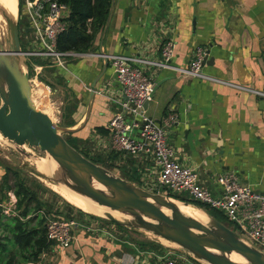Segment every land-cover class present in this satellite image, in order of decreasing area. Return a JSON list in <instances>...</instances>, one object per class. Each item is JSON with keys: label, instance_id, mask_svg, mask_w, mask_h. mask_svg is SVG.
I'll return each instance as SVG.
<instances>
[{"label": "crops", "instance_id": "obj_1", "mask_svg": "<svg viewBox=\"0 0 264 264\" xmlns=\"http://www.w3.org/2000/svg\"><path fill=\"white\" fill-rule=\"evenodd\" d=\"M100 34L96 51L87 53L158 58L162 43L172 39L173 66L187 67L194 48L200 46L208 52L203 66L206 74L264 91V0H114L101 51ZM104 61L90 55L68 59L66 68L55 63L50 67L62 73L81 105L83 100L88 104L91 84ZM147 73L154 86L159 85L148 101L146 114L153 119L170 111L178 114V123L167 135L177 161L195 168L201 182L216 195L219 190L214 178L226 171H236L242 183L264 192V98L234 86L184 77L170 69H147ZM112 87L114 76L107 64L79 133L87 134L98 126L107 128L115 107L103 92ZM74 119L78 122L77 113ZM96 135L109 143V133ZM129 162L127 166L138 171L141 181L158 188L149 158L133 157ZM112 232L98 226L91 231L80 227L69 246L52 245L38 263L25 262L17 246L7 243L0 264H6L12 254L13 264H155L149 254L152 250L126 244Z\"/></svg>", "mask_w": 264, "mask_h": 264}, {"label": "built area", "instance_id": "obj_2", "mask_svg": "<svg viewBox=\"0 0 264 264\" xmlns=\"http://www.w3.org/2000/svg\"><path fill=\"white\" fill-rule=\"evenodd\" d=\"M25 6L36 42V47L24 50L25 56L51 57L52 62L60 68H66L68 59L90 55L107 61L114 76L115 87L104 91L103 94L107 95L115 110L107 123L110 138L106 148L132 157L149 158L153 162L159 187L173 194H187L189 198L221 212L233 232L246 243L264 252V192L253 190L248 184L242 183L236 171H226L218 173L214 178L219 190L216 195L201 182L195 168L177 161L175 151L168 143V131L178 123V114L170 111L160 119H153L146 114L144 108V103L151 100L154 87L147 69H170L184 77L234 86L262 98L264 91L236 85L206 74L203 66L208 52L200 46L194 48L187 67L173 66L171 59L175 42L172 39L162 43L158 58L124 53L60 51L56 47V41L59 34L65 30L64 18L68 14V4L58 0H25ZM31 66L34 76L29 80L35 83L38 82L44 66L32 63ZM7 193L9 208L6 209L1 202L0 207L6 214H15L16 198L12 192ZM42 214L45 215L44 226L48 240L54 246H69L79 223L74 218H58L44 212ZM81 227L92 230L91 226ZM149 254L155 259V264H194L183 251L172 252L164 249L157 253L152 250Z\"/></svg>", "mask_w": 264, "mask_h": 264}, {"label": "water", "instance_id": "obj_3", "mask_svg": "<svg viewBox=\"0 0 264 264\" xmlns=\"http://www.w3.org/2000/svg\"><path fill=\"white\" fill-rule=\"evenodd\" d=\"M113 6L114 0H111L100 34V51ZM18 18V10L16 15L9 14L2 8L0 1V22L5 30L4 38H0V102L3 105L0 130L7 136H17L22 142L35 141L57 164V170L49 177L36 168L32 169L33 172L54 183L63 184L111 211L128 216L122 221L106 213L104 216L111 222L127 226L134 232H146L163 238L178 245L180 251L206 264H264L263 251L246 243L227 225L200 207L183 202L204 212L205 221L182 213L173 202L174 198L165 193L146 190L112 173L71 146L64 134L75 133L86 123L96 84L107 67V61H104L101 73L91 84L82 124L74 127L57 125L35 103L29 80V63L21 48ZM30 30V27L25 29L26 32ZM158 85L153 87L151 98ZM147 106L148 101L144 103V108ZM10 141L16 150H22L17 142ZM163 209L168 210L169 214ZM232 255H238L240 260L232 258Z\"/></svg>", "mask_w": 264, "mask_h": 264}, {"label": "rangeland", "instance_id": "obj_4", "mask_svg": "<svg viewBox=\"0 0 264 264\" xmlns=\"http://www.w3.org/2000/svg\"><path fill=\"white\" fill-rule=\"evenodd\" d=\"M13 5L14 9L16 8V0ZM17 10L19 13V36H20V43L21 48L23 50L33 49L32 47H36L35 37L34 34L29 31L30 34H26L25 29L29 26V22L27 21V10L25 6V0H17ZM20 11V12H19ZM28 61L29 69V78L34 76L32 64H42L44 66L43 72L39 75L38 82H30L32 88V94L34 100H36L38 106L46 112L52 121L57 124L64 126L66 121H70V119L74 118V113H77V118L79 119L78 122L74 126H78L82 124V120L84 114L86 112V105L87 100H83L84 104H79L81 102L76 95L74 94L73 90L67 85L66 79L62 75V73L58 72L56 68L50 67L52 62L51 57H36V56H26ZM83 106V107H80ZM0 107L2 108L1 102ZM3 109V108H2ZM1 113V112H0ZM73 126V127H74ZM83 128V127H82ZM65 137L76 138L78 141L77 143L84 147V149L89 151V154L93 157H103L105 153L110 152L111 150L106 148L108 144L102 142L100 136L96 135V132L89 129L88 133L85 134L83 131L79 133L78 131L71 135L64 134ZM71 136V137H70ZM13 140L17 142L20 146H22V150L18 151L13 146ZM37 158L36 161L33 159ZM41 159H47V155L39 145L35 141L24 140L22 142L17 136H7L0 130V183L2 182L3 174L6 172V168L10 167L12 170H17L20 174L21 179H24L27 186L36 193L37 197L41 202L44 203L46 206L44 209H47V206L50 205L51 209L49 211H58L60 212L59 215L63 217L74 218L79 223V228L81 225L87 224L86 217H82L78 214V209L73 206V210L70 213L65 206V201L60 195L51 189L50 186L54 184V182L48 178L42 177L37 175L33 172V168L40 170L44 175H50L49 173L44 172ZM109 170L116 174L120 175V172L115 168H109ZM6 183L9 186L13 184V175L11 172L6 174ZM136 185L153 192V186L148 185L145 181H142V184ZM64 186L63 184H54V186ZM58 188V187H57ZM59 189V188H58ZM11 192V191H9ZM156 192V191H155ZM158 192H161L160 190ZM162 193V192H161ZM165 193V192H163ZM4 196L0 193V202L6 209L9 208V193H5ZM177 200V199H175ZM179 201V200H177ZM180 202V201H179ZM183 203V202H182ZM82 211V210H81ZM84 212V211H83ZM11 212H8L10 214ZM38 213L36 214V218H38ZM69 215V216H68ZM204 215V212H203ZM103 219L102 221L93 220L91 224L85 226H98L101 228H109L112 230L115 236L122 237L126 244L133 243L139 245L146 243L147 241L156 242V244H160L164 249H169L172 252L180 251L179 247H174L173 245L168 243H164L160 237H157L146 232H134L127 226H116V224L111 223L109 219L105 216H99ZM128 217V216H125ZM120 218V217H118ZM125 220L123 217L120 218ZM107 220V221H105ZM112 227V228H111ZM10 234L0 228V239L4 240L6 237H9ZM165 244V245H164ZM169 245V246H168ZM142 249V248H141ZM140 250V249H139ZM189 260L194 264H206L203 261L195 260V258L187 255Z\"/></svg>", "mask_w": 264, "mask_h": 264}, {"label": "trees", "instance_id": "obj_5", "mask_svg": "<svg viewBox=\"0 0 264 264\" xmlns=\"http://www.w3.org/2000/svg\"><path fill=\"white\" fill-rule=\"evenodd\" d=\"M58 1L67 3L69 8L68 14L64 18V23L66 25L65 30L59 34L56 41L57 49L60 51L72 50L78 53L96 51V43L107 19L111 0ZM79 104L80 103H78V105ZM76 122L77 121L73 118L70 119V121H66L64 126L71 127L74 126ZM94 132L105 136L109 133V130L106 127L98 126L94 128ZM72 134L73 133H68L66 135L72 136ZM65 138L71 146L92 162L107 169L113 167L117 169L120 172L121 177L126 180L139 185L142 184V181L139 179L138 171L127 166V164L130 163L129 161H131V158H133L132 156L111 150L110 152L105 153L103 157L96 158L91 156L88 150L80 146L77 143L78 140L73 136L72 138ZM9 172L12 173L14 179L12 186H9L6 183V174ZM2 179L3 180L0 183V193L5 196L6 192L11 191L16 198V202L14 209L15 214H6L3 212V208L0 207V228H3L4 231L10 234V236L5 239L6 243L0 239V261L2 260V251L5 250L7 243H11L17 246V251L25 262L38 263L40 261V256L51 250L53 245L46 236L44 226L45 215L42 214V212L58 218L69 217L60 216V212L58 211H49L51 209L50 205L47 206L48 210H45L44 208L46 206L44 203L41 202L36 193L27 186L25 180L21 179L17 170H12L10 167L6 168V172L3 174ZM152 190L153 192L160 190L161 192H165L169 197L200 207L218 221L225 225H229L221 212L210 208L206 204L189 198L187 194H173L169 190L159 186L157 189ZM65 206L71 213L73 206L68 202L65 203ZM37 212L41 213L38 214V218L35 217ZM77 212L82 217H86L87 224L85 225L91 224L93 220L102 221L101 219H103L99 216L83 212L80 209H78ZM140 248L143 250H160L161 252L164 250L160 244H156V242L152 241H147L146 243L141 244ZM13 258L14 254L11 255L6 264H13Z\"/></svg>", "mask_w": 264, "mask_h": 264}, {"label": "bare ground", "instance_id": "obj_6", "mask_svg": "<svg viewBox=\"0 0 264 264\" xmlns=\"http://www.w3.org/2000/svg\"><path fill=\"white\" fill-rule=\"evenodd\" d=\"M1 1V5L2 8L9 14H13L16 15L17 13V0H16V8L14 9L13 5L15 3L14 0H0ZM5 36V30H4V26L1 25L0 22V38H4ZM36 105L38 106L36 100H35ZM2 105V103H1ZM39 107V106H38ZM3 108V105H2ZM2 108L0 107V112L2 111ZM46 154V153H45ZM34 161L37 160V158L33 159ZM41 165L42 168L44 170V172L49 173L50 175H45L47 177L51 176V174L57 170V164L55 163V161L49 157L47 155V159H41ZM38 170V169H37ZM40 173H42L40 170H38ZM43 174V173H42ZM55 184V183H54ZM54 184H52L51 189H53L54 192H56L58 195H60L65 201H67L68 203H70L71 205L75 206L76 208H79L80 210L89 213V214H93L96 216H104L106 213H110L112 214L115 218H126L124 215H121L115 211H111L110 209L99 205L97 203H95L94 201L81 196L75 192H73L72 190H70L69 188H67L66 186H57ZM57 184V183H56ZM59 189H58V188ZM97 188V187H96ZM99 189V187H98ZM173 202L179 207V209L181 210L182 213L192 216L200 221H205L206 220V216L205 214L203 215V212L198 210L197 208L190 206V205H185L182 202H179L177 200H173ZM164 212L169 214V211L166 209H163ZM118 218V219H120ZM122 220V219H120ZM157 238V237H156ZM164 243H168L171 244V246L173 245L174 247H177L178 245L169 242L163 238H160ZM165 245V244H164ZM169 246V245H168ZM179 247V246H178ZM232 258L236 259V260H240L238 255H232Z\"/></svg>", "mask_w": 264, "mask_h": 264}]
</instances>
